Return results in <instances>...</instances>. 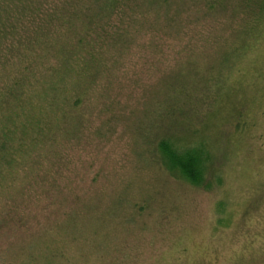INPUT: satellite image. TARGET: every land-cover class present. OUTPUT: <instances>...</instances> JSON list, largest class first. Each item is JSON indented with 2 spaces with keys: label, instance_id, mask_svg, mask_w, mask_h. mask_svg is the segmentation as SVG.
I'll use <instances>...</instances> for the list:
<instances>
[{
  "label": "rangeland",
  "instance_id": "374dc122",
  "mask_svg": "<svg viewBox=\"0 0 264 264\" xmlns=\"http://www.w3.org/2000/svg\"><path fill=\"white\" fill-rule=\"evenodd\" d=\"M0 5L1 114L36 147L0 182V264H264V1ZM162 141L203 149L209 189L169 175Z\"/></svg>",
  "mask_w": 264,
  "mask_h": 264
},
{
  "label": "trees",
  "instance_id": "16d2710c",
  "mask_svg": "<svg viewBox=\"0 0 264 264\" xmlns=\"http://www.w3.org/2000/svg\"><path fill=\"white\" fill-rule=\"evenodd\" d=\"M3 0H0V3ZM16 1V0H15ZM103 2L104 0H99ZM264 1V0H259ZM10 2V1H9ZM7 2L6 5H9L10 3ZM13 2V1H12ZM29 5H32V1L29 3ZM1 6V5H0ZM96 9H102V6L97 5V7H93ZM8 9L15 10L16 8L14 6H10L4 10H0V38H2L3 35H6L5 32L11 29L5 24L4 21L1 20V16H6V13H8ZM92 10V9H91ZM83 13L78 12L79 19L83 17ZM17 17V19H16ZM11 18L13 19V22H11ZM71 18L74 19V17L71 15ZM10 24H17L20 22L19 16L14 14L13 12H10L9 15ZM82 20V19H81ZM78 45V54L76 55L78 57H81L83 61H86L85 57H87V61L91 63L92 59H96L98 61V54L99 50L101 49L102 45L99 46L96 42L92 41H80ZM101 52V51H100ZM70 60L64 59V65L63 67L66 68V72L68 70H72V67H70ZM84 65V64H83ZM82 67V65L80 66ZM62 70V69H61ZM59 69H52L51 72H49L51 80L57 76L60 77ZM68 73V72H67ZM67 73L64 74V76L67 75ZM17 83L14 82L12 86L9 88L12 89V87H17ZM45 93L49 97L54 96L51 92V89L49 87H44ZM43 94L40 92L37 97L42 96ZM60 95V94H59ZM58 95V96H59ZM64 97V100L61 102L63 103L65 108H70L69 104H73L71 100H68L65 98L64 95H60L59 98L62 99ZM57 100H54L56 102ZM3 102L2 99H0V182L4 180H9L10 182H15L21 178L22 180L27 179L29 176L28 171L30 168V162H33V154L36 152L35 146H33L31 143L28 142L27 138L28 135L25 132V127L21 124H17V118H13V115L11 112L5 116V114H1V111L3 108L2 106ZM8 112V110H7ZM42 117V116H41ZM32 121L36 123V127L38 130H35L36 132L40 129L38 128V124H40L36 118L32 117ZM33 131V130H32ZM21 136V139L19 141V144L14 145L12 144V140L17 135ZM159 157L161 160V163L163 167L166 169V171L169 173L171 177L174 179H177L179 181H184L189 183L190 185L194 187H204L209 189V185L205 182V167L204 162L205 160V152L203 149L199 148H191L187 150L180 151L176 149L173 145H171L167 141H162L159 144Z\"/></svg>",
  "mask_w": 264,
  "mask_h": 264
}]
</instances>
